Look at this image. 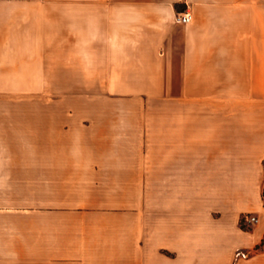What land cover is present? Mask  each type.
<instances>
[{"label":"crops","instance_id":"crops-1","mask_svg":"<svg viewBox=\"0 0 264 264\" xmlns=\"http://www.w3.org/2000/svg\"><path fill=\"white\" fill-rule=\"evenodd\" d=\"M71 9L83 81L166 93L179 114L158 115L155 151L139 152L100 134L54 149L46 121L25 137L44 145L28 146L18 117L0 114V264H264V0H0V60L12 44L14 58L52 61L54 12ZM186 11L193 21L176 23ZM19 187H34L23 207L5 198ZM134 187L138 207L106 196ZM248 214L258 223L245 227Z\"/></svg>","mask_w":264,"mask_h":264},{"label":"rangeland","instance_id":"rangeland-1","mask_svg":"<svg viewBox=\"0 0 264 264\" xmlns=\"http://www.w3.org/2000/svg\"><path fill=\"white\" fill-rule=\"evenodd\" d=\"M180 14L183 12L177 13L176 18ZM67 15L68 17L61 22V12H54L52 61L47 60L45 63L40 60L14 58L17 53L12 51V44H6L7 57L0 60V99H19L21 104L18 107L12 105L0 107V114H4L6 117L13 115L18 117L22 139L32 147L43 146L44 137L39 136L38 132L29 140H25V137H28L29 131H34L35 127H37L36 130H39V123H42L44 128L46 121L47 127L49 123L52 126L54 149L70 147L73 141L70 139H74L73 147H84L86 142L89 143L88 146L96 147L95 142L90 140L95 138L96 134H100L98 136L118 137L122 135L123 138L125 137L123 139L120 136V140L114 145L118 148H132L135 152H139L143 147L155 151L157 116L179 114V109L174 110L171 106H164L158 97L166 93L157 90L150 91L146 88L142 91L132 90L133 87L138 88L134 84L135 86H124L129 90L108 91L104 89L107 87L108 76L101 74L90 77L97 79L94 82L83 81L84 76L79 74L76 65L78 61L76 59L75 10H69ZM67 41L70 42L67 43ZM148 62L157 67L156 61ZM132 78L135 83L140 81L139 76ZM155 78L147 77L146 80L148 82L150 79L155 81ZM72 132H75V135H72ZM124 158L127 160V167H131L134 172L140 168L141 162L138 160L140 157L135 153L132 156L126 155ZM155 158V154L150 156L154 164L149 167L152 180H155ZM23 159L26 160V163L34 160L32 156ZM134 177L135 179L139 178L138 174H135ZM33 189L34 187L30 189L19 187L14 191L5 189L6 201H15V206L23 207L25 198ZM42 190L44 192V189ZM64 190L68 192L70 189ZM140 191L135 187L132 189L111 188L106 196L131 198L129 201L132 204L128 206L138 207L136 202L141 194ZM146 191L144 193L148 197V211L155 213L156 188L152 186ZM58 200H60V196L54 192V206H59ZM93 200H100V195L94 194ZM9 204L11 203L6 206ZM119 205L121 206L118 203L108 204V207ZM250 217H254V215L246 216L245 227L254 225L247 221Z\"/></svg>","mask_w":264,"mask_h":264},{"label":"built area","instance_id":"built-area-1","mask_svg":"<svg viewBox=\"0 0 264 264\" xmlns=\"http://www.w3.org/2000/svg\"><path fill=\"white\" fill-rule=\"evenodd\" d=\"M193 21V16L192 14L187 11L183 14H180L177 18H176V22L179 23V24H182V25H187L189 23H191ZM247 221L250 223V224H257L258 223V219L256 217H250L247 219ZM237 256L238 257H247V254L241 252V251H238L237 252Z\"/></svg>","mask_w":264,"mask_h":264}]
</instances>
